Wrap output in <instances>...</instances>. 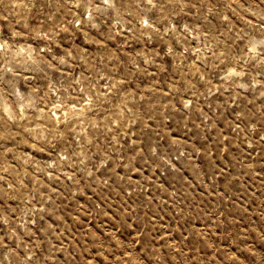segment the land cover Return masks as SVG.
Segmentation results:
<instances>
[{
  "label": "rangeland",
  "instance_id": "obj_1",
  "mask_svg": "<svg viewBox=\"0 0 264 264\" xmlns=\"http://www.w3.org/2000/svg\"><path fill=\"white\" fill-rule=\"evenodd\" d=\"M0 264H264V0H0Z\"/></svg>",
  "mask_w": 264,
  "mask_h": 264
},
{
  "label": "bare ground",
  "instance_id": "obj_2",
  "mask_svg": "<svg viewBox=\"0 0 264 264\" xmlns=\"http://www.w3.org/2000/svg\"><path fill=\"white\" fill-rule=\"evenodd\" d=\"M176 154V153H175Z\"/></svg>",
  "mask_w": 264,
  "mask_h": 264
}]
</instances>
